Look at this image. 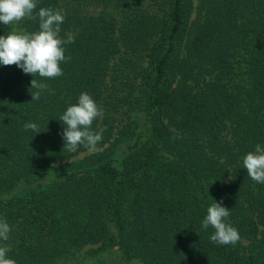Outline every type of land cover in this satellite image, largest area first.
<instances>
[{
	"label": "trees",
	"instance_id": "16d2710c",
	"mask_svg": "<svg viewBox=\"0 0 264 264\" xmlns=\"http://www.w3.org/2000/svg\"><path fill=\"white\" fill-rule=\"evenodd\" d=\"M100 252L264 264V0H0V264Z\"/></svg>",
	"mask_w": 264,
	"mask_h": 264
},
{
	"label": "rangeland",
	"instance_id": "374dc122",
	"mask_svg": "<svg viewBox=\"0 0 264 264\" xmlns=\"http://www.w3.org/2000/svg\"><path fill=\"white\" fill-rule=\"evenodd\" d=\"M101 11V8H94L91 10V12L93 14H98V12ZM9 12L12 16L13 19L16 18V15L15 13L13 12L12 9H9ZM88 248H84L83 250H81V252L78 254L79 257H81L83 255L84 252H86ZM80 260L82 261L81 264H91V263H94L96 261H103L105 262L106 264H121V262L116 258V255L113 254V253H107V252H100L99 254H97L94 258H91V259H81ZM75 264V262H74Z\"/></svg>",
	"mask_w": 264,
	"mask_h": 264
}]
</instances>
